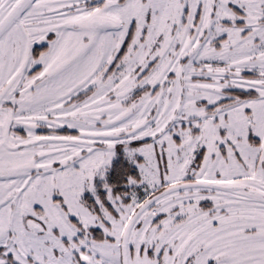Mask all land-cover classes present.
Returning <instances> with one entry per match:
<instances>
[{"label": "snow or ice", "instance_id": "obj_1", "mask_svg": "<svg viewBox=\"0 0 264 264\" xmlns=\"http://www.w3.org/2000/svg\"><path fill=\"white\" fill-rule=\"evenodd\" d=\"M0 264H264V0H0Z\"/></svg>", "mask_w": 264, "mask_h": 264}]
</instances>
